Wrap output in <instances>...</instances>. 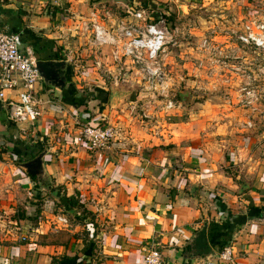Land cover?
<instances>
[{
	"label": "crops",
	"instance_id": "obj_1",
	"mask_svg": "<svg viewBox=\"0 0 264 264\" xmlns=\"http://www.w3.org/2000/svg\"><path fill=\"white\" fill-rule=\"evenodd\" d=\"M100 4L96 0H0V27L21 34L24 45L38 47L43 57L54 58L68 49L73 53L69 38L74 25ZM46 87L43 83L44 106L36 117L40 134L53 136L52 127L62 131L64 122L74 128V114L91 124L104 120L112 126L106 110L101 117L84 116L63 94L66 106L48 105L52 90ZM20 92L9 97L22 101ZM4 111L7 108L0 102V116ZM56 116L65 120L54 125L49 120ZM120 124L110 150H91L64 140L45 149V169L56 187L63 188V197L78 202L80 196L105 221L97 236V255H84L86 247L70 253L59 240L60 232L58 240L52 238L53 220L63 214L51 211L50 200H43L38 225L20 217L19 209H30L28 200L34 198L29 193L34 194L37 182L13 160H0V264H52L54 257L64 255H78V262L83 255L88 259L84 263L93 264H146L144 249L149 246L159 248L165 264H217L185 254L205 223L218 254L219 246L227 243L234 248L236 264H264V218H259L264 215V142L259 136L247 133L245 141L223 125L216 133L220 139L212 140L200 125L191 133L181 127L161 128L151 136L153 143H133L136 139L124 127L119 130ZM106 222L111 228L107 232Z\"/></svg>",
	"mask_w": 264,
	"mask_h": 264
},
{
	"label": "rangeland",
	"instance_id": "obj_2",
	"mask_svg": "<svg viewBox=\"0 0 264 264\" xmlns=\"http://www.w3.org/2000/svg\"><path fill=\"white\" fill-rule=\"evenodd\" d=\"M96 1L103 2V0ZM103 4H100L98 8H105L106 13L110 11L113 15L112 21L106 19L108 28L124 18L131 21L129 10L143 9L150 15L167 19L169 28L175 36L173 42L167 46L160 62L162 75L158 81L165 82L166 88L163 91L161 88L156 90L155 87H151L148 74L144 73L132 60L123 59L121 63L115 62L112 56L114 48L106 46L98 50L97 47L92 46L91 36L83 38L74 36L75 33H73L74 35L71 34L69 38H72L74 44L73 53L70 55L73 57L71 80L74 87L78 89V94H90L98 89L109 94V101L106 104H101L102 102L98 100L94 102L88 100V105L83 106L76 101L78 108L81 109L80 114L84 116L91 114L93 118H96L101 117L99 114L102 115L106 110L107 121L110 118V123L114 128L122 122L119 130L124 127L129 131V136L136 139L133 143L137 141L145 144L153 143L151 136L161 128L162 130L171 128L175 130L181 127L185 131L190 129L191 133L192 129L195 130L200 125L203 132L204 129L209 132L212 140L220 139L216 133L219 132L221 126L225 125L230 134L235 131L236 136H242L245 141L249 133L252 136H259L260 141L264 142L262 135L264 132V57L253 54L250 49L239 44L243 60H240L237 65L238 71H232L233 69L229 67L231 64L228 63L226 66L223 65L224 70L220 71L223 73L221 77L218 75L219 72L211 73L213 72L210 70L212 65H209L207 60L204 66L200 67L203 55L208 53L200 50L201 41L208 38L211 49L221 44V51L224 55L225 50L229 49L232 44L226 35L227 32L231 29H240L246 19L264 15V0H106ZM76 25L77 23L74 26ZM69 53L68 49L66 54ZM62 56L67 58L65 54ZM97 60L102 61L101 67L96 65ZM251 65H255L254 76L246 78L239 69L242 68L241 70L245 71L246 67L253 68ZM47 90H52L48 96L52 103L48 105L59 103L66 106V103L61 100L63 98L60 91L52 87H48ZM247 91L255 92L256 97L248 100ZM114 93H118L121 99L113 100ZM55 94L59 98H56ZM241 95H243L242 98H240ZM68 96L64 95V99L68 100ZM169 98L176 101L177 106L176 109L165 112L164 105ZM247 101L252 103L247 104ZM113 104H116L114 108H112ZM111 112L114 115L112 118ZM6 115L7 112L4 111V114L0 116V160H13L18 165L22 163L18 162L22 161V156L19 155V150L16 148L14 150L10 143L12 132L14 131L15 140L25 141L32 145L34 143L31 138L26 141L21 137L19 128L13 130L14 125ZM221 118L224 119L221 120ZM61 120L64 121L65 118L56 116L49 121L55 123L54 125H60ZM8 124L9 129H7ZM64 124H62V131L57 129V125L56 128L52 127L53 136L41 134L46 140L45 149L49 148L53 142H63V140L67 144L72 142L75 138L76 126L68 128ZM68 129L74 132L71 133ZM144 151L148 153L147 148H144ZM258 155L261 156V152ZM62 192L63 188L56 187L52 179L45 181L43 186L37 183L34 189V199L37 196L38 200H28L30 209L23 208L18 211L20 215L28 212L26 218L30 217L35 225H38V214L44 205L43 200H50L51 211L56 215H66L70 220L69 227H62L61 231L55 233L51 231L55 236L52 238L58 240L57 235L62 233L59 240L65 243L67 251L75 254L80 253L86 245L94 241L96 244L95 257L99 249L97 236L104 229L105 221L98 217V213L92 212L89 203L80 196L75 209L64 208L60 201V198L64 196ZM52 227H54V222ZM110 229L106 222V232ZM87 260L82 255L83 264H93V262L84 263ZM212 260L214 263L221 264L217 258Z\"/></svg>",
	"mask_w": 264,
	"mask_h": 264
},
{
	"label": "built area",
	"instance_id": "obj_3",
	"mask_svg": "<svg viewBox=\"0 0 264 264\" xmlns=\"http://www.w3.org/2000/svg\"><path fill=\"white\" fill-rule=\"evenodd\" d=\"M132 20L126 18L108 28L106 19L112 21L113 15L106 9L96 8L88 17L79 19L75 26L74 36L87 38L91 36L92 46L101 50L111 47L112 56L115 62L121 63L123 59L132 60L144 73L148 74L151 87L156 90L161 88L165 91V82L158 81L162 75L161 58L168 45L174 40V32L170 30L168 21L162 16L150 15L143 9L129 10ZM231 47L225 57L221 44L218 47H210V41L205 38L201 41L200 50L205 53L200 67L204 66L205 60L211 66V73H218L222 77L224 66L228 63L232 71H238L237 66L232 62L238 58L241 50L238 45L251 50L253 54L264 57V15L246 19L240 29H231L227 32ZM89 41V39H88ZM25 47V48H24ZM209 50V51H208ZM65 54V60L72 67L73 57L71 50ZM224 57V58H223ZM38 58L33 48L24 46L22 36L19 33H10L0 27V102L7 108L8 119L16 128H19L26 141L31 138L33 143L41 142L45 145V137L42 136L36 124V117L40 115L43 107V100L40 97L43 81L40 72L37 70ZM96 65L102 66V61L97 60ZM72 73V72H71ZM232 73V72H231ZM22 92V101L9 97L10 93ZM247 96V97H246ZM248 100L256 97L255 92L247 91ZM243 95L240 96L242 98ZM243 102V100H242ZM247 104L252 102L247 101ZM177 103L169 98L164 105L165 112L176 109ZM80 118V119H79ZM85 122V123H81ZM251 124V123H249ZM75 138L73 144L87 146L91 150H110L116 140V128L105 123L104 120L98 124H91L75 116ZM48 142V141H47ZM47 145V144H46ZM29 197L34 198L33 193ZM41 219V218H40ZM70 220L66 215H58L54 220L53 230L58 232L62 227H69ZM26 240V239H23ZM144 260L146 264H165V258L159 248L149 246L144 249ZM218 260L221 264H236L233 246L227 245L220 253Z\"/></svg>",
	"mask_w": 264,
	"mask_h": 264
},
{
	"label": "water",
	"instance_id": "obj_4",
	"mask_svg": "<svg viewBox=\"0 0 264 264\" xmlns=\"http://www.w3.org/2000/svg\"><path fill=\"white\" fill-rule=\"evenodd\" d=\"M105 2L106 0H103V3ZM36 67L40 72L42 81L48 87L64 92L68 86L72 85L68 83L67 71L70 68L68 62L42 57L38 59ZM117 98H120V95L118 93H114L112 95V99L114 100ZM47 155L48 151L44 150L34 159L19 164L21 170H23L30 177L35 178L36 182L42 186L45 181L50 179L45 169V157ZM208 228V223H205L190 240V247H192L191 256L195 261L208 262L211 259L219 257V254L216 252V245L208 235Z\"/></svg>",
	"mask_w": 264,
	"mask_h": 264
},
{
	"label": "trees",
	"instance_id": "obj_5",
	"mask_svg": "<svg viewBox=\"0 0 264 264\" xmlns=\"http://www.w3.org/2000/svg\"><path fill=\"white\" fill-rule=\"evenodd\" d=\"M22 36V35H21ZM22 40H23V37H22ZM24 42V41H23ZM34 51H35V54L37 56L38 59L42 58L43 56L41 55L38 47H35L34 48ZM43 58H47V59H57V60H65V58H63V56L57 54L54 58H48L47 57H43ZM69 71V75L71 76V71L68 69ZM74 87V85H71ZM97 91V94H96V97L98 100H100L102 103L106 104V92L103 91V90H96ZM78 93V91H77ZM76 93H74L72 96H68L69 98H67L68 102L72 105H75V106H79L76 101L78 100L81 105H88L87 103H85L86 101L88 100H92V93L90 94H77L78 96L81 95V97H78L75 95ZM67 96V95H65ZM14 125V124H13ZM7 129L10 128L9 124L7 125ZM15 130V125L13 126ZM14 135V131L12 132V135H11V138H10V143H12L17 150L20 151L19 154H21L22 156V161H18V162H24V161H29V160H32L34 159L35 157H37L41 152H43L45 150L44 148V144H42L41 142H38L37 144H34L33 146L31 145H27V143L25 141H19V140H15L13 137ZM24 157V159H23ZM27 159V160H26ZM33 178V177H31ZM35 180V178H33ZM35 200H38V197L35 196ZM60 201H61V204L64 208L66 209H70V210H73L77 207L78 202H74L73 199L71 198H65V197H62L60 198ZM39 212V211H38ZM37 213V211H36ZM26 214H28V212H25L23 213L22 215L19 214V216H21L22 218L24 219H28V220H32L30 217H27L26 218ZM259 218H264V215L260 214ZM91 244V245H90ZM89 245H86L85 247L87 248V250L85 251V249H83L84 251L82 252L84 255H87L89 253H92L94 254L95 252V248H96V244L94 241L90 242ZM227 243H224L222 246H219V251L221 252L225 247H227L226 245ZM217 246V245H216ZM191 248L190 246H187V248L185 249V254H190L191 255ZM78 258H80V256L76 255L74 257H70L68 255H64L63 257H60V258H57V257H54L53 260H52V264H83V261H77Z\"/></svg>",
	"mask_w": 264,
	"mask_h": 264
},
{
	"label": "flooded vegetation",
	"instance_id": "obj_6",
	"mask_svg": "<svg viewBox=\"0 0 264 264\" xmlns=\"http://www.w3.org/2000/svg\"><path fill=\"white\" fill-rule=\"evenodd\" d=\"M229 51L228 50H225V55H227V53H228ZM241 52L242 51H240L239 53H237L238 54V58L235 60V61H232L236 66L238 65V63H239V61L240 60H243V58H242V56H241ZM225 55H223L224 57H225ZM223 57V58H224ZM253 68H251V67H246L247 68V70H245V71H243V70H241V69H239L241 72H243L244 74H243V76H245L246 78H250V77H253L254 76V67H255V65H251ZM72 73H71V76L69 75V71H67V76H68V83H70V84H72V81H70V79L72 78ZM74 93H76L75 95L76 96H78L77 94V90H76V88L75 87H73V86H68L66 89H65V91L64 92H61V94H63V95H69V96H72ZM86 94V93H85ZM96 94H97V91H95V92H92V100H89V102L90 101H95V100H98L97 98H95L96 97ZM78 97H81V95H79ZM98 101H100V100H98ZM109 101V94H107L106 93V102H108ZM85 103H88V101H86ZM101 104H104V103H101Z\"/></svg>",
	"mask_w": 264,
	"mask_h": 264
}]
</instances>
